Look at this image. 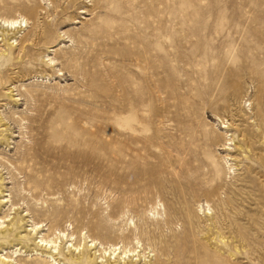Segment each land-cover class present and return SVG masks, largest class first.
<instances>
[{"label":"rangeland","instance_id":"rangeland-1","mask_svg":"<svg viewBox=\"0 0 264 264\" xmlns=\"http://www.w3.org/2000/svg\"><path fill=\"white\" fill-rule=\"evenodd\" d=\"M0 220V264H264V0H0Z\"/></svg>","mask_w":264,"mask_h":264},{"label":"bare ground","instance_id":"bare-ground-1","mask_svg":"<svg viewBox=\"0 0 264 264\" xmlns=\"http://www.w3.org/2000/svg\"><path fill=\"white\" fill-rule=\"evenodd\" d=\"M23 20L24 19H19V18H11V19H5L4 20V23L7 25V26H11V28H13V29H16L17 27H21L22 26V22H23ZM26 22V21H25ZM1 221V220H0ZM1 223H4V221H2ZM58 238V237H57ZM57 238L56 239H49L48 241L45 239V240H43L42 239V241H44L41 245L43 246H45L44 248H47V247H49V256L50 257H52V258H54V260L56 261V258L54 257L55 256V254H58L59 253V248H60V244L58 243V240H57ZM74 245V244H73ZM80 245H77L76 246V248H78ZM108 248H110V250H112L113 251V253H115L116 252V250L118 249L116 246H110V247H108ZM51 249H53L52 251H51ZM128 251H130V250H128ZM128 251H126V250H123V254L124 255H126L127 254V252ZM121 252V251H120ZM119 252V253H120ZM128 256H130V255H128ZM4 259H8L7 258V256H6V258H4ZM6 261L4 260L3 261V259H2V264H6L5 263ZM20 264V263H19Z\"/></svg>","mask_w":264,"mask_h":264}]
</instances>
